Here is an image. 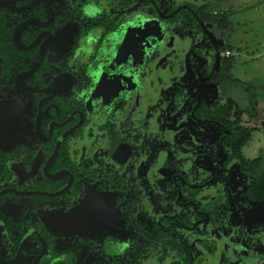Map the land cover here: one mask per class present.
Returning <instances> with one entry per match:
<instances>
[{"label": "flooded vegetation", "instance_id": "1", "mask_svg": "<svg viewBox=\"0 0 264 264\" xmlns=\"http://www.w3.org/2000/svg\"><path fill=\"white\" fill-rule=\"evenodd\" d=\"M150 1L160 19L141 0H0L9 53L26 63L0 96L20 103L0 152L4 188L21 196L2 208L24 229L8 247L0 220V264H166L164 250L203 264L220 238L189 232L208 219L251 232L263 247L249 254L264 255V196L246 195L254 175L227 144L243 113L215 100L226 56L214 24L192 11L201 32L182 33L164 19L190 7Z\"/></svg>", "mask_w": 264, "mask_h": 264}, {"label": "rangeland", "instance_id": "2", "mask_svg": "<svg viewBox=\"0 0 264 264\" xmlns=\"http://www.w3.org/2000/svg\"><path fill=\"white\" fill-rule=\"evenodd\" d=\"M199 1L210 3L220 13L224 10L229 12V26L226 29L216 25L209 26L221 50L226 46L232 47L229 52L233 64L231 70L224 72L218 79L215 100L223 104L226 99H232L235 104L231 112L242 111L243 114L239 117L245 118L241 119L243 124L248 123L254 128L250 140L242 150L246 158L253 159L264 150V2ZM206 223L189 232V240L197 235L205 236L204 239L220 238L217 249L203 247V253L208 257L203 264H264V255L255 252L254 255L249 254L263 247L254 234L243 227H220L222 229L216 230L219 227H215L210 219ZM163 252L166 264H180L177 257L166 253V250ZM193 252L199 254L201 251L195 248Z\"/></svg>", "mask_w": 264, "mask_h": 264}, {"label": "trees", "instance_id": "3", "mask_svg": "<svg viewBox=\"0 0 264 264\" xmlns=\"http://www.w3.org/2000/svg\"><path fill=\"white\" fill-rule=\"evenodd\" d=\"M143 2V7H149L152 10V14L159 18L156 10L151 4L150 0H141ZM156 5L158 6L161 13H170L180 4H186L190 7L191 11L188 8H181L172 16L164 19L166 23L173 27L175 30H180L182 33L191 32L196 34L197 32H201V27L199 26L197 20L195 19L193 12L196 13L198 18L203 23H212L219 28L226 29L229 26V12L224 10L220 13L214 7H211V4L208 2H200L199 0H154ZM215 1V0H213ZM264 0H260L259 3H263ZM228 12V13H227ZM11 12L6 10L5 8H0V18L7 17ZM16 15L13 13V16ZM11 48H14L11 38L10 32L8 31V24L1 23L0 21V96H3L7 93L9 79L13 78L14 75L18 74L22 68L14 69L11 72L10 66L11 64L15 65H24L26 63H22L24 57H19L17 55H12L9 53ZM231 46H226L223 51H231ZM26 58V57H25ZM37 57H34V60L31 61L33 63ZM44 63L55 64L56 61L53 60V56H45ZM233 64L232 55L229 52V55L222 62L219 67V76H223L224 72H228L231 70ZM10 73H12L10 75ZM0 97V104H2ZM5 98V97H4ZM13 100V99H12ZM234 101L232 99H226V101L221 106L222 113H230L232 109H234ZM3 105V104H2ZM247 112V110H246ZM237 114L242 113V111H236ZM236 125L229 126L230 135L229 141L227 142L228 146L232 151V156L236 158L240 168L248 175H254L253 181L249 184L248 189L246 190V195L251 198L263 197L264 196V150L260 153L259 156L248 159L243 155V146L247 141L251 138V132L253 131V127L247 126L240 121L239 116L237 115ZM12 161V158L5 154V152H0V189L6 186H12L11 183L14 181L13 172L10 170L9 165ZM255 172L257 174L255 175ZM20 198L21 196L13 193L11 191L4 192L0 195V220L4 221L5 229L4 236L5 239L8 240V247L12 248V245H17L20 236L24 233L23 227L17 230L13 228V223L10 221V217L6 215V211L3 210L2 204L4 202H10L12 198ZM20 212V210H19ZM16 217L21 218L20 214ZM18 219V220H19ZM161 263V259H159Z\"/></svg>", "mask_w": 264, "mask_h": 264}, {"label": "water", "instance_id": "4", "mask_svg": "<svg viewBox=\"0 0 264 264\" xmlns=\"http://www.w3.org/2000/svg\"><path fill=\"white\" fill-rule=\"evenodd\" d=\"M24 8V7H23ZM13 10H20L21 8H12ZM198 19V18H197ZM198 21L201 23V21L198 19ZM42 56L40 57L37 65H35L30 71L26 72V74L30 73L32 70H34L41 62ZM19 101L17 100L16 103L12 107H4L0 104V127L2 128H7V123L13 119L12 124H14L17 116L20 114V110L18 109ZM17 109V110H16ZM4 129V130H5ZM4 133L3 130L0 131V134ZM9 190V188H3L0 190V195L4 193L5 191ZM8 206V205H5ZM0 253H1V248H2V242H1V230L4 226V223L0 221Z\"/></svg>", "mask_w": 264, "mask_h": 264}, {"label": "built area", "instance_id": "5", "mask_svg": "<svg viewBox=\"0 0 264 264\" xmlns=\"http://www.w3.org/2000/svg\"><path fill=\"white\" fill-rule=\"evenodd\" d=\"M223 54L227 57L229 55V51H225Z\"/></svg>", "mask_w": 264, "mask_h": 264}]
</instances>
